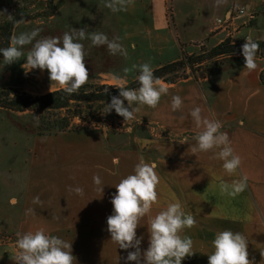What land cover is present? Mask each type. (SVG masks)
I'll return each instance as SVG.
<instances>
[{"label":"crops","instance_id":"0c3cea01","mask_svg":"<svg viewBox=\"0 0 264 264\" xmlns=\"http://www.w3.org/2000/svg\"><path fill=\"white\" fill-rule=\"evenodd\" d=\"M105 2L53 0L50 16L44 17L43 13L47 12L40 10L39 17L17 24L12 36L36 28L41 30L37 39H62L63 33L72 28L101 32L110 40L119 36L126 57L110 54L106 46H92L90 39L78 42L84 44L89 70L85 85L124 87L137 80L138 69L123 72L133 65L149 63L155 71L179 61L183 54L192 55L196 47L213 48L226 39L242 42L249 36L264 41V0H227L219 7L215 6L216 0H172V17L166 0H133L126 11L115 13L104 6ZM238 8L254 15L253 19L236 14ZM39 9H33V15ZM218 20L226 24L220 26ZM31 47L27 45L23 51L27 53ZM25 63L26 57H22L4 68L0 89L28 91L26 82L15 80V69H25V78L38 75L45 89L40 95L60 89L51 84L47 70L27 71L23 67ZM256 63L257 69L249 72L244 68V57L239 56L209 66L201 76L189 75L175 83L161 80L168 94L162 95L158 106L134 104L138 109L135 119L126 121L119 133H112L109 128L106 137L102 130L70 131L54 136L29 133L23 137L24 144H17L16 138H11L14 141L8 151L13 155L5 163L9 174L3 187L0 186V192L6 187L9 196L4 202L0 199V221L15 222L12 228L6 227L9 233L43 228L49 235L72 242L76 264H136L126 259L135 249H120L111 241L107 217L113 214L110 201L116 192L115 185L133 174L137 163L155 162L160 176V204L153 207L137 228V238L143 237L142 253L149 246L147 225L151 217L175 198L197 221L194 228L183 233L193 240L195 254L182 260V264H208V255L214 250L211 242L223 230L243 233L249 241V259L253 264H264L261 255L264 251V84L260 79L264 60L256 57ZM173 96L183 100L182 108L177 111L171 108ZM195 107L202 109V117L222 123L221 131L228 134L231 146L243 159L236 175L224 172L223 162L213 158L214 152L192 153L196 144L194 136L202 130L190 115ZM26 113L32 112L19 114ZM16 147L25 152L18 161ZM23 174H27V180H15L16 175ZM94 175L102 180V197L96 191ZM244 175L249 177L245 191L235 197L221 193V182L231 183ZM69 186L82 187L84 195L70 192ZM37 196L39 204L33 203ZM13 197L18 201L15 205L10 203ZM29 209L33 212L29 213ZM14 244L7 249L0 246V264H16Z\"/></svg>","mask_w":264,"mask_h":264},{"label":"clouds","instance_id":"9594fccd","mask_svg":"<svg viewBox=\"0 0 264 264\" xmlns=\"http://www.w3.org/2000/svg\"><path fill=\"white\" fill-rule=\"evenodd\" d=\"M133 0H106L104 6L112 12L126 11ZM227 0H216L215 6L226 4ZM7 19L15 24L23 23V18L16 20L14 16L7 15ZM40 29L13 35L10 45L0 48L5 64H12L26 57L27 71L32 69L47 70L52 83H55L66 94H74L79 91L89 80V70L85 63V47L83 41L90 39L92 46H106L110 54L127 56V51L119 42L120 37L114 36L111 40L101 32H87L86 28H72L70 32L63 33L60 37H41ZM33 41L35 43L33 44ZM242 45V54L245 60L244 68L249 72L257 69L256 54L259 51V43L251 36L245 39ZM32 47L25 53L24 47ZM133 69L139 70L137 89L126 88L117 85L119 97L113 96L111 103L106 105V113L115 112L125 121L135 119L138 111L133 105H146L156 108L162 95L168 94V89L162 85L161 80L154 76L153 68L149 63L133 65L132 68H124L125 74ZM26 71V72H27ZM119 81L120 77H116ZM108 89H105V93ZM127 101L125 106L124 101ZM183 100L180 96H173L171 108L177 111L182 108ZM202 109L195 107L190 115L198 129H202L194 136L195 146L191 151L196 153L214 152L213 158L221 160L224 172L229 176L237 174L242 166V157L235 152L226 132H222V123L219 120L202 117ZM37 119L39 116H36ZM104 136H107L109 128L105 126ZM118 163V160H114ZM158 165L155 162L137 163L134 173L122 178L115 185L116 192L112 196L111 204L113 214L107 217V231L111 241L120 249H135L127 255V261L141 264H182V260L195 254L194 242L191 237L183 235L185 229L196 226L193 214L186 213L182 203L173 198L167 206L151 217L148 223L149 246L141 252L140 244L143 237L137 238V228L141 226V220L146 217L154 206L159 207L158 187L160 176L156 171ZM97 186L96 191L103 195L104 186L98 175L92 177ZM247 175L231 183L221 182L220 191L231 197H235L247 188ZM69 191L83 196L84 189L80 186H69ZM12 205L18 203L13 197ZM33 203H40V198H34ZM29 213L33 210L29 209ZM213 251L208 255V264H253L249 259L248 238L240 232L231 230L219 231L212 240ZM17 252L13 257L16 264H76V257L72 254V242H68L59 236L49 235L43 228L26 233H17ZM264 256V251H261Z\"/></svg>","mask_w":264,"mask_h":264},{"label":"trees","instance_id":"16d2710c","mask_svg":"<svg viewBox=\"0 0 264 264\" xmlns=\"http://www.w3.org/2000/svg\"><path fill=\"white\" fill-rule=\"evenodd\" d=\"M37 0H24V2L14 9L10 14L16 20L23 18V21L31 20L40 16V14L30 15V7L35 5ZM53 0L48 1L50 10L43 13L44 17L50 16L53 11ZM6 17V16H5ZM17 24L9 21L7 17L0 22V48H6L10 45L12 32ZM246 41L232 43L231 39H226L220 45L213 47L209 52L202 56L193 57L192 55L183 54L179 61L162 66L154 71V76L166 83H175L178 80L186 79L191 72L194 75V68L204 65L216 58L223 60L243 56L242 45ZM259 51L256 57L264 60V41L259 42ZM207 54V55H206ZM3 54L0 53V58ZM183 71V75L178 73ZM260 79L264 84V70L260 75ZM138 80L130 83L126 88L137 89L139 87ZM105 89L108 92L105 93ZM113 96L119 97V89L112 85L87 84L79 89L77 93L66 94L62 89L39 96H33L19 89H0V109L9 110L15 113L32 112L37 114L39 119L38 134L41 136H54L61 133L70 132L74 119L78 118L88 123L101 124L102 127L116 126L117 121L122 122L124 118L120 115L94 117L91 110L94 105L104 106L110 104ZM127 106V101H124ZM85 105V106H84ZM103 108V107H102ZM74 109V111H72ZM87 110V115L82 114ZM65 111L67 115L61 116L60 112ZM92 112V113H91ZM117 120V121H116Z\"/></svg>","mask_w":264,"mask_h":264},{"label":"rangeland","instance_id":"374dc122","mask_svg":"<svg viewBox=\"0 0 264 264\" xmlns=\"http://www.w3.org/2000/svg\"><path fill=\"white\" fill-rule=\"evenodd\" d=\"M49 0H37L35 2V6L30 7V15H33L32 10L34 9H39V11H37V14H39L38 12L41 11H45L48 12L50 10L49 7L45 6V4H48ZM55 1V0H54ZM24 2V0H0V22L3 21L7 15H10L14 9L16 7H19L22 3ZM45 7V8H44ZM44 8V9H43ZM6 16V17H5ZM264 21V20H263ZM264 28V27H263ZM212 46H200V47H196L193 48L194 53L192 54L193 57H198V56H202L205 53L209 52L212 48ZM207 55V54H206ZM225 58V57H223ZM223 58H216L208 63H205L204 66H197L194 68V75L196 76H201L204 74V71L206 68H208L211 65H215L217 63H223L226 60H223ZM0 59H4L3 57ZM7 65H12V64H5V62H0V84H2V75L5 71V67ZM16 70V75H15V80H17V82L19 83H25V87L27 88L28 91H26V93L31 94L33 96H39L40 94H43V92H45L43 85L40 83V78L38 77V75H31L30 77L25 78L24 76V71L25 69H20V70ZM190 75H192L191 72H188ZM179 75H183V71H180L178 73ZM25 80V81H24ZM6 86H3V88H5ZM23 87V86H22ZM20 89L22 91V88H17ZM106 105L104 106H98V105H94L93 109L91 110L93 113L95 112V114H93L94 117H104V116H108V115H112V116H116L117 113L115 112V110L113 109L111 112L106 113L105 109H106ZM85 106V105H84ZM72 111H74V109H72ZM85 113L82 114V117L87 115V110H85ZM91 112V113H92ZM59 114H61V116H65L67 115V113L65 111L60 112ZM37 114L35 113H26V114H19V113H13V112H8V111H3L0 110V186L3 187V183L4 180H6V175H8V166L5 165V163L9 162L8 161V157L10 158L13 155V152L11 153L10 151H8L9 146L13 143V137L16 138L15 143L17 144H24L25 143V135L29 136L30 134H34L36 132H38V125H39V119H37ZM117 121V120H116ZM116 126H111V132L112 133H119L120 131H123L124 129V125L126 123V121H122V122H115ZM104 127L101 126V124L97 125L95 123H88L85 122L83 120H80L78 118L74 119L71 125V130L73 132H78V131H102ZM37 135V134H36ZM24 137V138H23ZM12 147V146H11ZM10 147V148H11ZM17 148V147H16ZM15 148V149H16ZM13 149V148H11ZM25 155V152H23L22 150H20V148L16 149V157H17V161L18 159H20V156L23 157ZM21 166V164H19L17 162V166ZM24 167V164H23ZM27 174H24L22 176L16 175L15 180L19 181L20 179H22V181L24 182V180H27ZM8 193L6 190V187H4L1 192H0V199L2 202L6 201L8 199ZM0 223L2 224V226L4 227V230L0 231V246L3 247V249H5L6 247L9 248L10 244H14L16 243L17 240V234L15 233H9L8 229L6 227L12 228V223L15 224L14 221H7V220H3L0 221ZM16 226V225H14ZM14 246H16L14 244ZM6 248V249H7Z\"/></svg>","mask_w":264,"mask_h":264},{"label":"built area","instance_id":"2783aa9c","mask_svg":"<svg viewBox=\"0 0 264 264\" xmlns=\"http://www.w3.org/2000/svg\"><path fill=\"white\" fill-rule=\"evenodd\" d=\"M166 2H167L169 17H172V13H171V11H172L171 10V2H172V0H166ZM236 14H238V15H240L242 17H247L249 15V13H247V11L244 8L236 9ZM253 16L254 15L251 14V15H249V18L253 19ZM217 23L220 26H224L226 24V22L223 21V20H218Z\"/></svg>","mask_w":264,"mask_h":264}]
</instances>
